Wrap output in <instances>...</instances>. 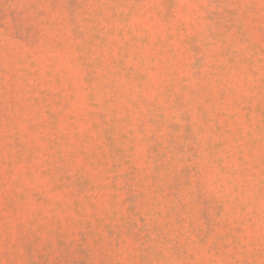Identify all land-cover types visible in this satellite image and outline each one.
<instances>
[{
  "label": "rangeland",
  "instance_id": "obj_1",
  "mask_svg": "<svg viewBox=\"0 0 264 264\" xmlns=\"http://www.w3.org/2000/svg\"><path fill=\"white\" fill-rule=\"evenodd\" d=\"M0 264H264V0H0Z\"/></svg>",
  "mask_w": 264,
  "mask_h": 264
}]
</instances>
